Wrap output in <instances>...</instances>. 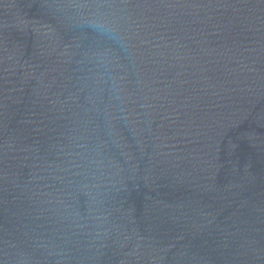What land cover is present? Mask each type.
<instances>
[{
  "label": "water",
  "instance_id": "1",
  "mask_svg": "<svg viewBox=\"0 0 264 264\" xmlns=\"http://www.w3.org/2000/svg\"><path fill=\"white\" fill-rule=\"evenodd\" d=\"M0 264H264V0H0Z\"/></svg>",
  "mask_w": 264,
  "mask_h": 264
}]
</instances>
